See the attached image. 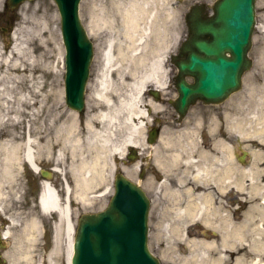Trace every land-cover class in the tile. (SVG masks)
Masks as SVG:
<instances>
[{"label":"bare ground","instance_id":"bare-ground-1","mask_svg":"<svg viewBox=\"0 0 264 264\" xmlns=\"http://www.w3.org/2000/svg\"><path fill=\"white\" fill-rule=\"evenodd\" d=\"M117 4V12L120 26L124 29V40L118 47L117 56H115V41L113 38L107 40L105 48L102 52L103 65L100 68L95 96L103 103L104 109H99L92 116L86 120V132L83 136L80 134V125L74 118L73 114L70 115V122H63L60 125H56L55 121L51 123L52 129L55 134H46L47 140L58 139L62 142V150L58 149L57 156L66 157L68 154L73 158L71 167V173L73 175V183L71 186L66 185V199L60 198L58 190L54 188V185L50 182H44L42 186V193L40 195V207L44 214L51 215L56 213L60 223H54V242L55 249L47 256L46 264H60L59 254L61 251L60 241L62 237L66 240V256L67 263L70 264L72 256V246L74 238V220L73 216L77 211V208L73 207V201L79 202L84 205L93 203V199H96L99 195H92L94 191L101 190L100 196L104 195V190L108 187L104 185L106 180V171L111 167V157L114 154L118 157H124L126 148L133 146H141L142 140L145 138L146 123L143 121L147 115L143 106V95L145 98V91L147 85L153 83L154 86L162 88L165 84L164 71L162 68V56L160 53L156 59H152L151 62L146 64V54L151 52L147 49L148 42L147 36L149 34V25L153 27L156 22L157 13L151 5V0H115ZM105 11L102 9L101 15L104 16ZM164 17L169 20H177L175 12H172L170 8H166ZM45 17V15H43ZM104 19V18H103ZM102 19V20H103ZM151 20V21H149ZM143 21L146 23L142 25ZM56 23V24H55ZM38 31L46 30L43 35H46L45 40L39 47L40 53L37 56H33L29 50L30 38L27 40H21L13 46L12 58L9 59L7 65L11 64L13 72L8 74L9 84L8 87H3L0 90V130L7 124L19 122L22 109L20 108L25 103L29 102L27 94H22L18 97V107L16 110L9 109L10 101L12 100V94L15 90V85L24 80L25 76L38 64L41 63L45 70L55 69L57 65H52V62H48L47 58L55 51H58L59 59L64 63V47L61 38L58 18H50L46 16L44 21L36 23ZM166 24L164 23V26ZM264 30V26H262ZM42 33V32H41ZM15 39H19L18 35L14 34ZM127 39L129 42L127 43ZM27 42V44H26ZM143 51L144 56L140 61L145 65L139 72L131 74L129 80L126 82L122 73H119L114 77V71L119 70L122 67V63L126 61L124 55L131 56L139 55ZM145 59V60H142ZM53 69V70H54ZM121 83L128 86L126 91L121 90ZM113 95V96H112ZM259 119L258 115H254V121ZM119 128H126L127 136L120 140L117 138ZM243 128L238 127V130ZM13 133H8L6 138L0 140V206L3 203L9 202L6 189H12L15 191L20 189L17 186H8V182L13 180V173L16 167L21 164V160H26L30 165L36 161L38 154L41 153V145L39 144L40 136L27 132L28 137L25 138V147L23 152L20 153L21 141H17V138L12 137ZM137 134H141V140L136 138ZM57 143V142H55ZM60 148L61 143H57ZM23 145V144H22ZM50 144H44V147ZM218 155L216 161L220 165H224V150L222 144L218 143ZM62 151V152H61ZM94 151V155L91 158L85 155L86 152ZM38 152V154H37ZM62 153V154H61ZM181 157L180 153H175L170 158L173 161H178ZM114 159V157H113ZM33 167V166H32ZM66 168V166H65ZM63 170H65L63 168ZM128 174V170H125ZM209 168L204 167L203 164H197L195 171L198 180L203 181L204 176H208ZM211 172H214L211 171ZM251 170L243 171V176H250ZM131 175V174H130ZM252 178V176H251ZM3 180L6 183L3 184ZM254 199H257L262 195L264 199V186L256 188L253 185ZM262 190V191H261ZM190 191V189H188ZM106 192V191H105ZM14 193V194H15ZM177 196L180 194V189L175 191ZM73 203V204H72ZM177 205L180 202L177 201ZM261 210L260 225H255V221H252L250 217L245 216L242 222H234L230 217L225 218L220 225L222 231V237L220 240H202L198 241L196 238H190L184 233V226L190 222V218L194 216V202L190 201V204L185 206H179L177 214L179 219L170 224H163L164 232L169 231L174 237H179L182 241L189 243L191 252L189 258H185L183 264H225L230 263L233 260L234 264H242V257H236L232 259L227 257L220 246L231 245L232 242H246L250 234L259 233L258 241L264 242V204H259ZM1 208V207H0ZM202 211V207L199 206ZM189 210V212H188ZM262 221V222H261ZM10 222L17 223V219L10 217ZM206 224L212 223V220L206 219ZM177 224L176 230L178 234H174L172 226ZM30 230H34L36 234L32 235V241H37V232L43 230L42 220L39 218H33L29 223ZM6 237H10L11 231L6 229ZM261 239V240H260ZM200 245V246H198ZM210 247V249H208ZM254 260L249 264H264V251L256 250L253 253ZM32 264H36V260L32 261ZM37 264H44L37 262Z\"/></svg>","mask_w":264,"mask_h":264},{"label":"flooded vegetation","instance_id":"flooded-vegetation-1","mask_svg":"<svg viewBox=\"0 0 264 264\" xmlns=\"http://www.w3.org/2000/svg\"><path fill=\"white\" fill-rule=\"evenodd\" d=\"M156 2L157 0H155V5ZM163 2L164 0H158V4H162ZM215 2L216 0H211L209 3H206V6L200 12L203 18H207L208 15L212 14ZM258 4L259 9H257V13L258 15H262V19L264 20V0H257V7ZM182 5L183 1H176L177 26L171 25V27L168 25V21H165L166 19L162 13L163 6L157 5V9H160V14L149 36L148 50L151 54H148V57L150 56V62L156 58L155 55L159 51L163 53L162 68L165 84L162 88H159L150 83L147 89V99L149 102L147 110L151 123L148 129L149 133L146 136L145 146L147 152L145 159L141 161L142 167L139 176L142 169H144L145 178L148 179V194L151 199L150 215L153 218L168 224L175 222L179 219L177 214L178 207L182 206L184 208L190 204V201H193L195 212L188 224L189 235L217 237L220 235V231L215 233L213 231L214 228L205 224L206 219H210L213 222H222L225 218L230 217L236 222H240L246 212L248 213L252 209V202L264 204V199L262 195L254 199V194L250 193L254 188H251L247 178L244 184L242 177L240 181H234L232 177L234 172L233 162L237 163L241 170H248V162L246 161L248 156L244 160V165L241 164L246 154L245 151H240L239 156H237V152L242 148L252 150L251 145H255L254 143H248L249 137L247 135L227 133L226 129L224 132L220 131V133H210V131L197 134L163 133L164 129L168 128L169 125L183 126L190 116L189 121H194V124L203 119L202 123H205L206 130L208 126L207 122L211 120V117L208 115L210 109H212L214 116L217 118L215 114L217 113V108L225 106L226 102L218 105L207 104L198 100L192 103L186 114L180 112L175 107L176 99L179 97L178 84L181 79L186 80L190 84L196 81L191 76L181 74L178 67V63L184 62L187 58V54H185V42L188 38L186 37L184 25L185 13L184 9H181ZM164 23L166 24L165 26ZM0 25L9 29L11 19H7L6 16L0 17ZM1 31L4 32L2 29ZM169 41H171V46H168ZM254 49L255 44L252 46L250 53L253 63L252 69L246 72L243 77L242 89L244 91L249 90L247 94H244V100L247 103H250L249 96L254 89L264 90V44L257 45V55L253 53ZM224 55L228 58L231 57L230 52H225ZM256 65L258 69H255ZM253 99L254 97H252ZM195 109L202 111L200 117L194 116ZM221 117L222 115H220ZM154 130L155 134L150 133ZM11 135L14 138H21V143L24 138L28 137V135L21 133ZM0 137H3V135ZM218 143L222 144L224 150V165H220L216 161V156L219 152ZM22 144H20V153L23 151ZM58 149H60L58 144L52 142L49 145L47 157L43 153L38 155L36 159L37 172L27 161L22 160L19 170L13 173L12 185L23 186L26 190L24 201L18 204V206L14 205L15 207H20L18 212H25L26 209L31 207L32 201H38L43 183L46 180H49L55 186L60 198H66L65 187L71 183L70 175L67 174L65 168L69 160L66 156L64 161H62V166L65 170L59 173L58 170L61 169V162L57 158ZM262 149L264 152V148ZM175 153L181 154L178 161H173L170 158ZM261 163L262 169L264 168V161ZM197 164H203L204 167L209 168L208 176H204L203 181H199L195 173ZM213 170L214 172H211ZM260 186H264V178H262L260 185L257 184V187ZM177 189H180L178 196L175 193ZM250 195L252 198H250ZM177 201L180 202V205L176 204ZM199 206L203 208L202 211ZM56 219H58V216L54 214L51 215L47 222L52 224ZM176 226L177 224L172 226L173 232L176 231ZM9 227L7 218L3 217L0 213V236ZM7 241V237L3 235V240L0 242V264H8L9 255L14 250ZM239 249H246V247L236 246L234 248V250ZM247 250H250V248L247 247Z\"/></svg>","mask_w":264,"mask_h":264},{"label":"rangeland","instance_id":"rangeland-1","mask_svg":"<svg viewBox=\"0 0 264 264\" xmlns=\"http://www.w3.org/2000/svg\"><path fill=\"white\" fill-rule=\"evenodd\" d=\"M151 5L155 9L154 12L157 10V5L164 7V2L162 4H158V0L155 5V0H151ZM163 1V0H162ZM167 3L171 4L172 0H165ZM4 2L5 0H0V12L4 9ZM200 2H208V0H184V4L182 5L181 9H185L187 11L190 6L200 3ZM117 4L115 0H83L81 5V15L83 21L88 26L89 30L91 31V36L96 44V58L93 62L92 73L93 76H97L99 74L100 68L102 67V52L105 48L106 42L108 39L113 38L115 41V48L117 51V45L120 41L124 40V29L118 23L119 15L117 12ZM102 9L105 11L104 16L101 15ZM259 9V4H258ZM43 15L48 16L50 18H58V23L60 27V15L57 9L56 4L53 0H34L25 2L20 5L18 8L14 9L11 12L10 16L13 17V28L10 33H0V90L3 87L10 86L8 74L13 72V69L10 65H7L9 59L12 61L15 58H12V49L17 43H20L21 40H27L30 38L29 42V50L31 51L33 56H37L40 51L39 47L43 40H45L46 35L43 33L46 30L38 31V27L36 23H41L44 21ZM104 18V19H103ZM103 19V20H102ZM259 25L264 24V20L262 19V15L259 14L258 19ZM262 22V24H261ZM56 24V23H55ZM146 24L144 21L142 25ZM150 25V24H149ZM42 32V33H41ZM15 35H18L19 39H15ZM254 54L257 55L256 48L258 44L263 45L264 41V31L262 30V26L258 28L256 31V35L254 37ZM129 39H127V43ZM263 43V44H262ZM27 44V42H26ZM114 48V49H115ZM117 53V52H116ZM130 55V52H129ZM131 59H127L130 64L125 65L128 72L126 74H134L139 69H142V66L139 64L138 61L134 60V57L131 56ZM47 61L52 62V65H57L56 68L45 70L41 63L35 66L17 85H15V90L12 94V100L9 104V109L16 110L18 107V97L22 94H27L30 98L29 102L22 105L20 108L22 109V113L20 115V121L17 123L7 124L0 130V136L2 134L8 133H24L30 132L32 134L37 135H45V134H55V131L52 129L51 123L55 121L56 125H60L63 122H70V115L73 114L74 118L80 125V134L83 136L86 132V120L88 117L92 116L96 113L99 109L103 108V103L95 96V89H96V79L91 81V88L89 90L88 95V105L87 109L83 113H76L70 110L65 102H64V69L62 68V63L59 59L58 51H55L50 55V58H47ZM125 68H122V70ZM255 69H258V66H255ZM120 71V70H119ZM120 73V72H119ZM251 75V73L249 74ZM248 75V76H249ZM125 77L127 75H124ZM126 79H129L128 77ZM249 79V77H248ZM93 82V83H92ZM127 82V81H126ZM122 91H126L128 86L124 83L120 85ZM242 94L243 91L238 92L236 95L232 97V101L226 103L225 106H221L217 108V118L214 116L212 109L208 113L209 117H211L210 122L208 123L207 129L205 130V123L203 124V119H200L199 126L194 124V121L188 120L185 122L183 126H173L169 125L167 128L166 133H204L205 131H210L212 133H220L224 132L225 129L229 131L231 134H234L236 131L237 133H242V130H238V127H241L242 119H240L241 111L240 106L242 102ZM146 95V94H145ZM113 96V95H112ZM0 102L1 99H0ZM147 99L144 98L143 95V106L146 107ZM194 116L200 117L201 110L195 109ZM220 115L222 117L220 118ZM149 117L143 118V121H148ZM189 121V122H188ZM223 125H222V123ZM176 129H173V128ZM243 128V127H241ZM233 130V132H232ZM249 133H261L264 134V120L258 124H249ZM127 136L126 128H119L117 133V138L123 140ZM142 135L137 134L136 138L141 140ZM17 141H21L20 138L16 139ZM47 140L46 137L40 136L39 144L43 145L44 141ZM53 139H49L48 143H52ZM57 143H61L60 149L62 150V142L60 140H54ZM25 143V141H23ZM144 140H142L141 146H144ZM256 148V147H254ZM128 151V147L126 148V152ZM62 152V151H61ZM145 155L147 149H144ZM252 159L250 166L253 169V173L249 176L251 178V187L253 185H260L262 177L264 176V168L261 169V162L264 161V156H262V146L260 145L259 149H252ZM62 154V153H61ZM95 153L94 151L86 152L85 155H88L89 158L93 156ZM45 156H48V152L44 153ZM111 157V167L113 165V170L110 168L106 172V180L104 185L108 187L107 190H104V195L100 196L101 190L94 191L92 195H99L96 199H93V203L89 205H84L82 203L76 202L75 206L77 207V211L75 212L76 218L83 212H93L99 211L105 208L114 193V174L115 171H123L120 168L116 169V164L119 165L123 163L125 160L130 165L128 167H123L125 170L133 173L137 170L134 168V165H131V162L127 158H119L118 156ZM144 155V154H143ZM62 158V156H60ZM114 157V159H113ZM73 163V158L71 157V165ZM68 172L72 178L73 183V175L71 173V167L67 168ZM255 172V173H254ZM130 173V174H131ZM134 180H137L141 183L142 187L145 190H148V179L145 178L143 180H139L136 176L130 175ZM241 178V175L238 174V179ZM242 182L245 184V178L242 179ZM6 181L3 180V184ZM9 183V182H8ZM25 189L20 186V189L14 190L7 188L6 194L8 195L9 202L3 203V213L6 216L13 217L17 219L16 224H11L12 229V237L10 238L9 244L11 247L14 248L13 252L10 253V264H32V261L36 260L37 262H42L46 264L47 256L52 253L55 249V242H54V229L51 227L44 232V229L40 232L38 231L37 234V241H32V235L36 234L34 230H30L28 227V223L33 218H40L42 221L45 220L44 216H42L39 211H36V203L32 201V207L26 209L25 212H18L17 207L14 204L21 203L22 199H24ZM106 191V192H105ZM15 193V194H14ZM250 198L252 196L250 195ZM15 199V200H14ZM14 203V204H13ZM3 215V217H4ZM255 215H258L255 213ZM74 216V219H75ZM253 221H255V225H260V220L257 217H254ZM161 221H157L156 218L151 216L150 219V237H149V244L151 250L159 256L162 260L163 264H183L185 263V258H189L190 250L189 243L186 241H182L179 237H174L173 235H169L168 237L162 234V225ZM8 223V221H7ZM77 224V220H76ZM259 233L250 234L247 238L246 242H232L231 245H223L226 249L224 254L227 257H231L235 259L236 257L241 256L243 261L242 264H249L254 260V252L256 250L264 251V242L258 241ZM221 238V236H219ZM205 239V238H203ZM261 240V239H260ZM61 251L59 254L60 264H68L67 263V256H66V240L62 237L60 241ZM183 245L185 247H183ZM189 245V246H188ZM244 245L246 247H252L255 250L245 251L244 249L240 250L242 253H233L230 252L227 247ZM200 246V245H198ZM219 247V248H220ZM210 249V247L208 248ZM221 249V248H220ZM264 255V254H260ZM234 261V260H233ZM225 263V264H231Z\"/></svg>","mask_w":264,"mask_h":264},{"label":"water","instance_id":"water-1","mask_svg":"<svg viewBox=\"0 0 264 264\" xmlns=\"http://www.w3.org/2000/svg\"><path fill=\"white\" fill-rule=\"evenodd\" d=\"M24 1L8 3L16 7ZM55 1L67 50L66 103L82 111L93 43L79 16L81 0ZM199 11L193 8L187 16L189 57L180 68L183 74L194 75L197 83H179L177 107L181 111L197 99L212 103L224 100L240 88L242 73L251 66L247 54L255 24V0H219L215 16L206 20L199 17ZM205 36L212 41H195ZM226 51L232 57L226 58ZM114 184L115 195L105 210L79 218L72 264H160L148 248L149 199L145 191L122 173L116 174Z\"/></svg>","mask_w":264,"mask_h":264}]
</instances>
